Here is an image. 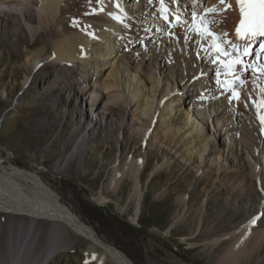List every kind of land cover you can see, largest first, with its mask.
<instances>
[{"label":"rangeland","instance_id":"obj_1","mask_svg":"<svg viewBox=\"0 0 264 264\" xmlns=\"http://www.w3.org/2000/svg\"><path fill=\"white\" fill-rule=\"evenodd\" d=\"M209 1L202 0V10L195 13V22L190 20L191 14H186L184 20H178L173 27L167 24L162 29L153 18L151 26H147L142 34L140 30H133L127 37L130 45L122 51L128 59H133L136 68L149 76L160 77L164 83L178 89L176 92L184 99L185 110L197 117L215 138L227 169L222 172L223 180L210 178L207 184L201 186L196 184L199 177L194 176L191 170L182 169L179 162L175 163L170 173L161 171L151 175V169L158 162L165 161L164 155L147 150L148 147L141 149L140 141L133 135L122 137L121 144H116L119 132L115 139L113 137L108 141L106 136L102 138L101 135L89 139L92 153L85 155L82 164L76 159L65 170L57 169L64 165L74 149L72 129L78 123L77 112L83 109L86 114L89 107L80 101L76 106L74 103L54 105L53 100L58 89L74 78L79 84L76 86L79 91L82 78L76 73L63 79L60 66H46L37 77V82L24 88L27 70L23 67L20 50L11 47L16 26L2 24L7 19L23 20L19 15H0V152L3 165H14L39 175L61 202L91 227L101 241L121 252L131 264H222L227 250L242 232L248 236L244 240L246 245L232 258L231 264H264V124L258 111L259 101L264 116V107H261L264 102V73L250 71L246 74L236 69L227 73L222 70L217 75V70L212 72L213 61L210 66L206 65L205 60L212 55L201 50L197 43L190 42L186 32L189 34L195 30L194 25L201 23V16H210V31L220 29L222 16L218 11L221 8H214L215 12L205 15L202 12L207 7L211 9ZM142 2L143 5L135 6L140 9L138 12L156 15L154 0ZM185 7L194 14L191 5L185 4ZM154 17L155 20L158 18ZM161 20L162 24L166 23ZM133 24L135 26L137 22ZM160 31L162 34H158ZM170 35L178 38L182 63H179V56L172 53ZM227 39L232 41L231 36ZM210 46L209 49H212ZM199 54L205 64L199 65L194 61ZM158 56L161 61L165 60V64L157 62ZM240 75H243L240 79L243 83L236 79ZM250 75L253 78H248ZM211 83L227 85L217 93V89L212 90L215 86ZM194 84L199 85L195 87ZM233 91L240 94L239 100L233 98ZM206 92L216 96L213 94L211 101H205ZM242 98L247 103L238 109L236 102L239 104ZM34 117H47L55 124L34 135L38 130L32 126ZM222 128L225 131L221 133ZM131 152L135 156L149 152V168L142 177L140 215L135 223L131 217L138 200L132 191L130 178L125 177L116 192L109 186L116 160L119 159L123 165L129 158L127 153ZM168 152L171 153L170 150ZM91 162L93 167L88 172L86 168ZM244 179L250 182L248 188ZM100 193L107 198V202L98 201ZM184 196L186 202L180 205L176 199ZM9 219L8 215L0 214L4 243L10 235L6 228ZM253 219H256L255 224L251 223ZM44 228L47 231L46 224ZM262 233L263 239L260 238ZM27 235V232L18 233L16 230L4 253H8L10 244L17 240L25 241ZM254 237L257 238L253 240ZM46 241L43 238L38 242L36 253L45 248ZM90 245V242L72 236V245L67 251L46 264H112L108 259L99 263L101 250L94 248L91 252Z\"/></svg>","mask_w":264,"mask_h":264},{"label":"bare ground","instance_id":"obj_2","mask_svg":"<svg viewBox=\"0 0 264 264\" xmlns=\"http://www.w3.org/2000/svg\"><path fill=\"white\" fill-rule=\"evenodd\" d=\"M142 1L103 0L104 10L101 12L99 11L101 4L97 0H0V15H19L23 20L21 22L17 19L13 21L7 19L8 22L4 21L2 24L7 27L16 26L11 47L20 50L23 67L27 70L23 81L24 88L27 89L37 82V77L46 66H60L63 79L69 74L76 73L82 78L79 91L76 90L79 84L75 82V78L70 82L65 80V85L58 89L53 100L54 105L74 103L76 106L80 101V103L88 104L89 107L86 114L83 109L77 112L78 123L72 129L74 149L64 161V165L58 166L57 169L65 170L68 164L76 159L79 164H82L85 155L92 153L93 146L89 150V139L101 135L102 138L106 136L108 141L113 137L115 139L116 133L119 132L115 139L116 144H121L122 137L133 135L137 141H140L141 149L146 150L148 147L147 150L161 152L164 155L165 161L161 164L158 162L151 169V175L161 171L170 173L175 163L179 162L182 169L191 170L194 176L199 177L197 186L207 184L210 178L223 180L222 172L227 167L222 153L219 152V146L205 125L185 110L184 99L176 92L178 89L169 83H164L160 77L149 76L139 67L136 68L133 65V59H128L122 54L123 49L130 45L127 37L133 33V30H140L139 33L142 34L147 26H151L153 18L155 22L157 21V26L162 29L167 24L173 27L178 21L177 16L179 20H184L186 14H191L190 20L193 21V15L189 13L190 10L185 7V4L191 5L193 10L191 12L196 13L202 10L200 6L202 0H178V3L165 0L167 13L163 12L160 0H154L156 6L153 11L156 15L149 12V15H144V11L138 12L140 9L135 6L143 5ZM215 4L219 5L215 6ZM209 6L221 8L218 12L222 16L220 20L222 25L220 29L212 30V32L216 33L219 42L230 55L221 54L220 59L229 63L239 57L243 63L235 64L233 71L239 69L241 73L248 74L250 71L254 72L255 68V71L262 73L259 66L264 65V50L260 45L264 44V36L253 38L242 44L236 40V29L243 19L237 0H224L223 4L220 0H210ZM94 9L96 11H93ZM164 15H168V20L164 19ZM117 16L120 19L114 18ZM154 16L158 18L155 20ZM209 18L210 16L204 18V21L209 22L206 25L208 28L210 27ZM161 19H164L166 23L162 24ZM135 22L137 24L134 26ZM186 33L190 42L197 43L201 50L208 51L207 53L212 55L210 59L205 60L209 62V64L206 62V65L210 66L211 61H214L217 56L213 49H209V42L212 43L213 37L208 36V40L201 39L195 30L189 34ZM229 36L232 41L227 39ZM177 39L170 35L172 53L179 56L181 59L179 63H182L183 58H180L182 53ZM232 45H236V48ZM245 48L248 49L247 55L244 54ZM158 61L161 65L165 64V60L161 61L159 56ZM194 61L199 65L205 64V61H201L200 54ZM214 64L213 67L211 66L212 72L220 68L222 69L219 72L223 70L227 73L229 70L219 61ZM218 64L222 67L216 66ZM241 76L243 75L238 77L242 79ZM250 76L248 78H253ZM198 85L196 84L195 87ZM211 85L215 86L212 90L217 89L218 93L227 84L216 86L211 83ZM206 93L204 100L211 101L214 93ZM246 103L247 100L242 98L240 105L236 102L237 108H242ZM258 111L260 118L263 114H261L259 101ZM34 118L35 123L32 126L38 129L34 135L42 133L44 129L51 128L55 124L47 117ZM223 131L225 128H222L221 133ZM97 141L100 140L97 138ZM98 146L97 150L100 149ZM133 152L129 155L127 153L129 158L125 159L123 165L119 159L116 160L112 167L113 175L109 180V186L116 192L123 179L130 178L132 191L138 200L135 213L131 217V221L135 223L140 215V204L143 198L142 177L149 168L147 159L149 152L143 153L142 156H135ZM3 162L0 152V214L10 217L6 222V228L9 229L10 234L8 241L13 240L16 230L18 233L27 232L28 235L25 241L17 240L16 243L10 244L6 254L4 249L8 241L2 242L0 221V264H29L30 262L46 264L54 259L53 257L67 251L72 245V236L90 242L91 252L94 248H98L85 229L87 225L61 202L55 191L49 188L39 175L13 167L14 165L5 166ZM92 167L91 162L87 165V171L90 172ZM243 181L246 186L250 183H247L245 179ZM176 200L180 205L186 202L185 196L178 197ZM98 201L104 203L107 202V198L100 193ZM45 224L48 227L47 231L44 228ZM260 236L262 238L263 233ZM247 237L244 232L240 234L227 250L222 264L233 262L232 258L243 251L246 245L244 240H247ZM43 238L47 239V245L42 251L36 253L38 242ZM256 238L254 237L253 240ZM97 239L101 241L98 236ZM104 245L115 255L111 256L101 250V255L98 257L99 263L108 259L112 264H131L121 252L106 243Z\"/></svg>","mask_w":264,"mask_h":264},{"label":"snow or ice","instance_id":"obj_3","mask_svg":"<svg viewBox=\"0 0 264 264\" xmlns=\"http://www.w3.org/2000/svg\"><path fill=\"white\" fill-rule=\"evenodd\" d=\"M98 3L101 4V7L99 11H103V0H97ZM173 3H178V0H172ZM237 2L240 5V13L243 16V19L241 20L240 26L237 28L236 32L237 35L242 39H252L256 36H264V0H237ZM220 3L223 4L224 0H220ZM160 4L162 7L163 12L167 13L168 9L165 7V0H160ZM117 7H119V4L117 3ZM93 11H96L95 9ZM205 13L208 12H215L214 8L211 9H204ZM115 19H120L118 16L114 17ZM168 15H164V19L168 20ZM193 21H197V17L195 13L192 17ZM177 20H179V17L177 16ZM200 21L202 23H195L194 28L197 33L201 36V39L211 36L213 37V41L211 44V48L217 53V56L215 57L214 63L219 61L225 68L229 69V71L233 70V67L235 64H242L243 61L237 57L235 60L226 63L225 61L220 59V55L229 56L230 53H228L222 44L219 42V38L217 37L216 33L209 30V28L206 26L209 22L204 21L203 16L200 17ZM233 48H236V45H232ZM261 49L264 50V44L260 45ZM207 50V49H206ZM244 54H248V49H244ZM260 71L264 73V65L259 66ZM256 69L254 68V71ZM217 75H219V70H217ZM237 80L240 81V83H243V80H240V77H236ZM229 87H231V82L228 84ZM233 98L236 100H239L240 94L238 92L233 91L232 93ZM255 103V101H253ZM261 107H264V102H262ZM261 123L264 124V116L260 117ZM256 219H253L251 223L255 224Z\"/></svg>","mask_w":264,"mask_h":264},{"label":"water","instance_id":"obj_4","mask_svg":"<svg viewBox=\"0 0 264 264\" xmlns=\"http://www.w3.org/2000/svg\"><path fill=\"white\" fill-rule=\"evenodd\" d=\"M86 231L89 233V235L91 236V238L95 241L96 246L100 249L103 250L105 253L113 256L115 255L113 252H111L105 245L103 242L99 241V239H97V235L96 233L93 231V229L89 226L85 227Z\"/></svg>","mask_w":264,"mask_h":264}]
</instances>
